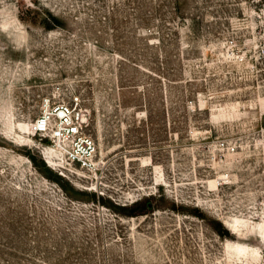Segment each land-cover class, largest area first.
<instances>
[{"label":"rangeland","instance_id":"374dc122","mask_svg":"<svg viewBox=\"0 0 264 264\" xmlns=\"http://www.w3.org/2000/svg\"><path fill=\"white\" fill-rule=\"evenodd\" d=\"M0 264H264V0H0Z\"/></svg>","mask_w":264,"mask_h":264},{"label":"built area","instance_id":"2783aa9c","mask_svg":"<svg viewBox=\"0 0 264 264\" xmlns=\"http://www.w3.org/2000/svg\"><path fill=\"white\" fill-rule=\"evenodd\" d=\"M41 115L34 121V136L63 155L64 163L78 170L94 169L97 146L88 135L89 119L74 105L45 102Z\"/></svg>","mask_w":264,"mask_h":264},{"label":"bare ground","instance_id":"6f19581e","mask_svg":"<svg viewBox=\"0 0 264 264\" xmlns=\"http://www.w3.org/2000/svg\"><path fill=\"white\" fill-rule=\"evenodd\" d=\"M44 105H45V104H44ZM45 107H46V106H45ZM52 150L55 151L57 154H59V157L62 158V159L58 160V162H59V163L61 162V164H62V161H64V159H63V155H62L59 151L55 150L54 148H53ZM45 163L47 164V161H46ZM51 168H53V167H51ZM61 168H63V167H61ZM94 169H95V168H94Z\"/></svg>","mask_w":264,"mask_h":264}]
</instances>
